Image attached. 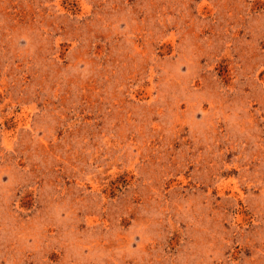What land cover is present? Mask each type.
<instances>
[{
    "label": "rangeland",
    "instance_id": "rangeland-1",
    "mask_svg": "<svg viewBox=\"0 0 264 264\" xmlns=\"http://www.w3.org/2000/svg\"><path fill=\"white\" fill-rule=\"evenodd\" d=\"M0 264H264V0H0Z\"/></svg>",
    "mask_w": 264,
    "mask_h": 264
}]
</instances>
